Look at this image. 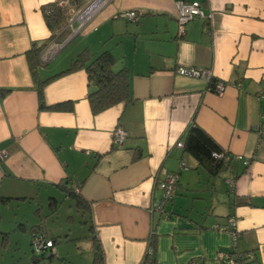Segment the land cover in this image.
<instances>
[{"label": "crops", "instance_id": "obj_1", "mask_svg": "<svg viewBox=\"0 0 264 264\" xmlns=\"http://www.w3.org/2000/svg\"><path fill=\"white\" fill-rule=\"evenodd\" d=\"M53 1L86 2L0 0V246L13 249L7 264H93L95 240L102 264H153L145 259L151 239L154 264H226L221 255L230 251H250L252 264H264V0H183L200 2L204 17L189 20L180 35L178 0H110L70 39L51 37L46 26L42 7ZM127 11L137 20L126 19ZM43 43L38 80L64 71L82 51L108 50L113 70L128 71L130 100L93 114L87 94L94 87L79 68L43 87L47 106L71 108L39 109L29 51ZM178 67L208 68L212 78ZM191 125L231 157L216 176L176 146ZM116 127L127 132L119 145ZM168 172L178 174L172 196L163 213H151ZM22 201L31 213L4 219L1 208ZM66 204L65 221L79 223L56 233L47 216L59 218ZM230 217L239 233L234 249L222 228ZM34 234L53 238L50 255L33 252Z\"/></svg>", "mask_w": 264, "mask_h": 264}, {"label": "trees", "instance_id": "obj_2", "mask_svg": "<svg viewBox=\"0 0 264 264\" xmlns=\"http://www.w3.org/2000/svg\"><path fill=\"white\" fill-rule=\"evenodd\" d=\"M71 4L72 3H70V5ZM76 5L78 4L76 3ZM78 8L79 6H69L68 3L64 4L59 1L47 3L42 7L44 20L46 26L51 31V37L57 35V38L62 39L68 36L69 30L66 28L67 18L71 9ZM43 45H45V43L41 44L38 47L34 46L29 51L30 69L33 73V77L36 83L39 109L68 110L71 108L70 103L47 106L43 97V87L51 78L61 73L79 68L85 70L89 84L94 87V89L88 91L87 94V99L89 101V105L93 114L101 112L119 102H127L130 100L128 71L126 68L113 70L112 66L115 59L112 53H110L108 50H103L96 55L87 51H82L75 56V58L71 62V65L64 71L54 75L49 79H45L42 81L38 80L35 76L34 67L35 64L39 62L38 55L43 48ZM32 54L35 57L33 61L34 63L30 61V56H32ZM182 142L183 150L191 154L195 158L197 163L202 166L211 176H216L217 174H219V172L226 169L231 160V157L226 153H224L223 157H215L213 153H221L222 150L203 129L196 125L187 127L184 132ZM72 193L73 192H71V194ZM73 196L75 197L77 203L80 204L79 198L75 194H73ZM0 204H4V201H0ZM42 236L45 237V235L43 234ZM150 245L153 248V252L150 256H146L145 259L154 264V246L152 239L150 241ZM93 246V264H102V253L100 246L96 240L94 241ZM38 255H40V257H46L43 254ZM236 261L239 262L240 259ZM252 263L253 261L246 262V264Z\"/></svg>", "mask_w": 264, "mask_h": 264}, {"label": "built area", "instance_id": "obj_3", "mask_svg": "<svg viewBox=\"0 0 264 264\" xmlns=\"http://www.w3.org/2000/svg\"><path fill=\"white\" fill-rule=\"evenodd\" d=\"M110 0H86L84 5L78 9H71L69 16L66 22V28L69 30L68 39L75 36L77 33L81 31L83 27L90 21V19L94 16V14ZM176 18L178 22V33L179 35L183 33L184 25L189 20L195 17H204V12L202 10L201 4L198 1H183L178 0L176 2ZM123 16L128 20H137V14L135 11H127L123 13ZM177 72L192 77H198L206 80H210L211 72L208 68H197V67H178ZM224 88V84L218 82L214 89L217 92L222 91ZM127 136V132L124 129L116 127L112 131V142L113 145L122 144L123 140ZM177 147H183V143L181 141L176 143ZM215 157H223L224 153H213ZM6 156V152L4 150H0V159H3ZM238 159H241L240 155L236 156ZM248 160H244V164H246ZM185 163L182 162L180 167L186 169ZM178 178V174L174 172H168L165 174L164 178L158 182V186L160 189V197L157 199H153L150 203L149 211L151 213L164 212V207L166 202L172 196L173 186L176 183ZM221 228V227H220ZM226 231H228L231 238V249H234L236 246V242L239 236V233L236 229V221L233 217L228 219V223L222 227ZM53 242L50 239H46L41 234H34L32 237V248L35 254H44V256H48L53 252ZM153 252L152 246L149 244L145 257L150 256ZM222 259L226 264H246L247 261H252L254 259V255L250 251L246 252H226L222 253ZM240 259L239 262L236 260Z\"/></svg>", "mask_w": 264, "mask_h": 264}, {"label": "rangeland", "instance_id": "obj_4", "mask_svg": "<svg viewBox=\"0 0 264 264\" xmlns=\"http://www.w3.org/2000/svg\"><path fill=\"white\" fill-rule=\"evenodd\" d=\"M32 211V205L28 203V201H22L18 206L11 208V206H5L1 208V213L3 214L4 219L13 216L14 212H17L18 215H29ZM69 213V209L67 207V204L62 207V211L60 212L59 218L56 215L49 214L47 216V226L49 229L54 228V232L59 233V231H63L65 228H67V225L70 224L72 226V231L74 232L76 230L77 224L79 223V220L76 219V221L73 222H66L65 216ZM81 228V226H80ZM8 246V245H6ZM6 246L1 247L0 246V256L1 260L4 261L6 264L9 262L11 253L13 252V249H6V252L2 251Z\"/></svg>", "mask_w": 264, "mask_h": 264}]
</instances>
